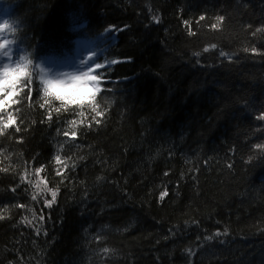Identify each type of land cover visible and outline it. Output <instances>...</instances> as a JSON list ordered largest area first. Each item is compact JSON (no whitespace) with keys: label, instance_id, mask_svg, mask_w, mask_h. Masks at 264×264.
Returning a JSON list of instances; mask_svg holds the SVG:
<instances>
[{"label":"trees","instance_id":"trees-1","mask_svg":"<svg viewBox=\"0 0 264 264\" xmlns=\"http://www.w3.org/2000/svg\"><path fill=\"white\" fill-rule=\"evenodd\" d=\"M8 17L33 63L0 135V264H264V0H0ZM80 40L96 91L46 95L38 64Z\"/></svg>","mask_w":264,"mask_h":264},{"label":"snow or ice","instance_id":"snow-or-ice-1","mask_svg":"<svg viewBox=\"0 0 264 264\" xmlns=\"http://www.w3.org/2000/svg\"><path fill=\"white\" fill-rule=\"evenodd\" d=\"M201 20L204 19V17H200ZM218 21H223L224 17H218ZM187 23V22H186ZM219 24L212 25L213 28H217ZM19 27V22L15 20L14 18L8 17L4 18L2 22H0V33H4L6 30L8 32H15L16 29ZM257 31H264L262 29H257ZM4 39H0V41H3ZM20 43L22 41H18L15 45V48H11L8 51L11 52L12 59L7 62L8 65L5 67L6 62H3V58H6L3 51H0V113H6V115H0V135H3L4 132L12 127L16 123V118L13 115L11 111H9L10 108H12L13 105L17 104L18 101L14 99L13 97L18 94V88L17 85L21 84L23 82V79L28 76V67L29 65H32L33 61L29 59L28 55L25 56L23 60L20 59L22 49L20 48ZM214 47V46H213ZM205 51H208V49H205ZM247 51V49H246ZM255 51V49H253ZM196 55H199V53H196ZM223 55V54H222ZM15 56V60H14ZM112 63H115L114 61ZM94 65V67H93ZM110 66V65H109ZM104 66L100 63H93L89 67L86 68V70H83L82 72H79L78 74H73L70 76V79L67 81L63 80H45V94L47 95L49 93V89H74L76 91H79L81 88H83L85 85L92 84L95 85L96 80H99L100 82V74L97 73L93 75V72L97 69H102ZM23 68L24 72L20 76H18L14 82H8L7 84L4 83L5 80V73H14L17 72L19 69ZM43 71V69H42ZM47 75V73H45ZM31 84V79H27V82L24 83V87H28ZM30 90V89H29ZM43 107V105H41ZM59 111V109H57ZM264 118V117H262ZM49 119H51V115H49ZM17 131H19V128H17ZM65 136H68L69 133L65 132ZM71 136L74 138L76 136V132L72 131ZM257 148H264V145H256ZM7 158V157H5ZM57 162H60L61 157L57 155L55 157ZM0 171H6V169H0ZM42 171V169L38 168L36 169V173L39 174ZM24 178L21 177V180ZM167 195V192L161 193V199H163ZM37 199V196L33 194L32 200L35 201ZM57 199V192L52 191L51 193V201L52 203L55 202ZM52 203H46L45 204L48 207H51ZM19 207H24V205H20ZM4 217L0 215V219H3ZM42 218V217H41ZM226 232V230H225ZM217 236L221 235V233H216ZM209 239H212V237H209ZM108 250L105 249V252Z\"/></svg>","mask_w":264,"mask_h":264},{"label":"rangeland","instance_id":"rangeland-1","mask_svg":"<svg viewBox=\"0 0 264 264\" xmlns=\"http://www.w3.org/2000/svg\"><path fill=\"white\" fill-rule=\"evenodd\" d=\"M2 36H0V39ZM82 43H84L82 45ZM76 59L69 65L63 66L62 68H52L47 66L44 63H39L37 66L39 79L45 88L44 81L45 80H63L67 81L70 79V76L73 74H78L83 70H86L91 64L95 63V58L98 55L97 50L90 44V42L80 40L78 49H77ZM15 60V56H14ZM3 62H8L7 58H3ZM2 66V64H0ZM94 67V65H93ZM43 69V71H42ZM99 69L93 72V75L97 73ZM29 71V70H28ZM47 73V75H45ZM97 89V81L95 85L92 84L85 85L79 91L68 88H60V89H49V91L56 92L59 95L65 96L69 98L71 101H83L86 100L94 91Z\"/></svg>","mask_w":264,"mask_h":264},{"label":"clouds","instance_id":"clouds-1","mask_svg":"<svg viewBox=\"0 0 264 264\" xmlns=\"http://www.w3.org/2000/svg\"><path fill=\"white\" fill-rule=\"evenodd\" d=\"M15 43V41L13 39H8V38H5L3 41H0V51H3L4 52V55L5 57L7 58V60H11L12 59V55H11V52L8 51L9 49L12 48V45ZM27 54H21V57L20 59L23 60L25 58ZM7 66H10L7 64H5V67ZM24 72V69L21 68L19 69L17 72H14V73H5V80H4V83L7 84L8 82H14L15 79L20 76L21 74H23Z\"/></svg>","mask_w":264,"mask_h":264}]
</instances>
